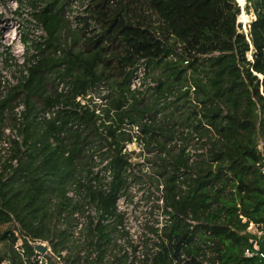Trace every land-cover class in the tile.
I'll return each mask as SVG.
<instances>
[{
    "label": "trees",
    "instance_id": "trees-1",
    "mask_svg": "<svg viewBox=\"0 0 264 264\" xmlns=\"http://www.w3.org/2000/svg\"><path fill=\"white\" fill-rule=\"evenodd\" d=\"M245 1L256 15L248 33L238 22ZM70 10L71 0L45 1L33 15L46 35L32 42L36 53L27 57L16 83L0 85V141L11 142L7 157L0 150V264L8 250L13 264H27L21 248L26 255L33 249L22 235L52 238L55 250L65 247L71 235L62 227L70 221L64 214L83 210L85 203L68 195L71 188L105 214L115 213L132 155L123 152L133 140L127 125L147 113L153 121L141 123L138 140L154 144L149 153L157 150L160 158L157 181L164 178L165 203L174 212L163 229L162 250L143 264H264V258L244 254L253 236L249 223L264 231V0H92L89 16L79 17L82 28L71 25ZM90 19L101 27L91 37L85 31ZM141 58L151 76L152 66L162 71L153 76L158 86L149 100L129 86ZM102 80L112 88L109 104L101 114L78 111L77 98ZM61 84L68 88L59 90ZM61 103L70 108L39 118ZM176 125L191 129L190 135ZM8 127L21 141L6 134ZM176 137L184 146L168 148ZM103 140L116 145L109 191L92 185L94 146ZM188 144L195 148L193 161ZM108 228L97 226L107 243ZM259 242L264 250V232Z\"/></svg>",
    "mask_w": 264,
    "mask_h": 264
},
{
    "label": "built area",
    "instance_id": "built-area-1",
    "mask_svg": "<svg viewBox=\"0 0 264 264\" xmlns=\"http://www.w3.org/2000/svg\"><path fill=\"white\" fill-rule=\"evenodd\" d=\"M13 1L16 3V7H14L15 9L19 6H27L31 11L32 21L34 20L38 28H40V30L36 32V35L33 36V39H31L30 44L29 41L25 42L28 47H32L31 45L33 41H39L46 35L43 25L39 23L33 15L39 11L46 0ZM33 1H35V5H33ZM77 1L78 0H71V10L68 12L67 17L73 27L82 28L84 23L79 20V17L89 16L86 10L92 0H84L85 5L80 11L74 9L75 2ZM88 25L89 27L85 30L87 36L91 37L92 35H96L101 32V27L96 20L90 19ZM17 27L18 25L12 30L10 29L11 31L9 30L10 35L8 38L18 41L19 44L22 45L21 48L18 47V50H20L21 53L24 52V44L21 39L17 38ZM179 51H181V49H179ZM34 53H36V51L33 48L32 54ZM213 54H217V52ZM185 63H188V58ZM10 84L11 83H8V85ZM129 86L130 90L135 92L138 96L150 95L156 90L158 82L150 75L148 60L146 58H141L133 66ZM64 87L68 88L64 84H61L59 90H62ZM111 93L112 88L109 83L105 80L99 81L88 90L86 95L79 96L77 98V101L81 106H79L77 110L81 111L82 107L84 109L90 108L91 110H95L97 114H101L102 108L109 104ZM64 108H70V105L66 107L63 103L56 105L51 110L41 113L39 118L51 119L56 115L57 111ZM23 109V104H20L16 108L18 117L21 116ZM152 117V113H147L140 123L127 125L128 131L133 135V140L126 143L123 148V152L132 153V155L130 160L131 162L126 167L128 173L127 185L116 198L115 213L112 215L105 214L96 201H92L89 197L84 200V192L78 194L74 188H71L68 192L70 197L74 198L76 201H80L81 203L85 201L83 210H77L73 212V214H64L67 218L69 217L70 221L64 222L62 227L69 231L71 240L66 243L64 248L55 250L52 238L49 240L30 239L29 237L22 235V237L28 241L33 249L32 254L26 255L25 250L21 248V252L23 257L26 259L27 264H120L121 260L122 264H143L152 262L154 256L162 250L163 241L166 239L163 234V229L166 225L171 223L172 213L174 212L172 207L167 206L165 203L163 182L157 183V191H154L159 192L158 196L154 193L151 194V196H148L149 194L145 188H141L143 192L139 193V200L138 198H132L130 196V193L134 190L132 188L133 183H138V181L143 182L147 177L150 179V175H153V161L150 162L147 160L148 156L145 153V143L138 140L141 123H152ZM158 117H160V113L158 114ZM181 130L185 136L190 135L191 133V129L181 128ZM5 132L7 135H11L13 138L21 141V136L10 127L6 128ZM191 135L195 137V140H197V133L193 132ZM134 143H136L140 151H137L136 148L132 149L131 145ZM99 144H101V148H99ZM171 144L176 145L178 150L184 146L183 140L178 137L171 141ZM10 146L11 142L9 138H5L0 141V150L3 157H7L9 155ZM115 147V144L110 145L104 140L94 146L92 155L94 164L91 168L94 177L92 179V185L94 188L99 187L105 191H109L113 181L110 161L112 160V154L114 153ZM185 149L186 152L192 156L191 161H193V153L195 152L194 145L188 144ZM259 153V170L264 176L263 140L259 141ZM133 157L134 159L136 157H139L140 159L144 157L143 164L141 163L142 161H139V163L133 161ZM13 164H17L16 159L13 160ZM139 165H144V168L141 169ZM183 171L184 168H181V172ZM142 184L143 186L140 185L141 187H151L153 190L152 185L148 186V183L144 182ZM181 186L184 189L188 188L185 182H182ZM144 194H147L146 197L150 200H146L145 202L142 201L143 204H146L147 206L140 209L143 210L141 211L143 213L142 217L133 222V217H131L133 214V208L139 203L140 199L145 196ZM153 196L154 199L151 198ZM188 221L192 224L195 223V221L190 218ZM244 221H246V219H244ZM14 223L17 227V231L19 232V224L15 219ZM98 225L109 226L107 232L109 233L110 241L108 243L106 238L102 240L100 239V233L97 230ZM89 227L92 229L93 238L89 236ZM134 227H137L138 230ZM247 230L253 236L250 238V245L245 248V256L247 258H253L256 256L264 258V250L261 249L259 242L264 232L262 225L250 222ZM91 239H93V244H91ZM56 241L57 240H55V242ZM37 244L45 246V251L38 250L36 248ZM105 248H107L106 253L102 256V252ZM2 250L3 245L0 244V252H2ZM1 264H13L9 250L5 255H3Z\"/></svg>",
    "mask_w": 264,
    "mask_h": 264
},
{
    "label": "rangeland",
    "instance_id": "rangeland-1",
    "mask_svg": "<svg viewBox=\"0 0 264 264\" xmlns=\"http://www.w3.org/2000/svg\"><path fill=\"white\" fill-rule=\"evenodd\" d=\"M84 5H85L84 0H78L77 2H75L74 9L77 11H80L81 9H83ZM240 5H241L242 13L247 14L248 22L247 21L240 22L239 17H238V22L242 24L245 33H248L250 24L256 18V15L252 10L249 11V9H247V6H248L247 1H245L243 4H240ZM14 7H16V3L13 0H0V85L2 87H6L8 83H11V84L15 83V81L20 77L19 71L22 69L27 57L33 53V48L30 46L28 47L27 43L23 42L24 37H27V41H29V44H30L31 39H33V36L36 35V32L40 30V28H38L34 20L32 21L31 11L27 6H19L16 9ZM17 25H18L17 38L21 39L22 43L24 44V52H21V53H20V50H18V47L21 48L22 45H20L18 41L8 38V36L10 35L9 34L10 31ZM173 57L175 58L176 56H171V58ZM151 73L153 76L159 77V75L162 74V71H161V68L152 66ZM150 97H151L150 95H147L146 99L149 100ZM191 97L192 96L190 95V98ZM179 114H180V111L176 112L177 116ZM169 120L175 121L174 119H169ZM176 128L179 129L180 133L182 134L181 127H178V125H176ZM2 146H3V143H2ZM153 146L154 144L152 145L145 144L146 155L151 159H155V161L152 162L153 163L152 167H154L153 175H150V179L149 177H147L146 180L143 181L144 183H148V186L152 185L153 190L151 187H148V188L141 187L143 186L142 184L143 182L138 181V183L132 184V188L134 189L133 192L130 193V196L132 198H138L139 200V193L143 192L141 188L146 189L147 193L149 194L148 196H151V194L153 193L156 196L159 195V192H154V191H157L156 190L158 186L157 183H159L157 181L158 178L155 174L156 173L155 169H158V170L160 169V165H159L160 158H156V156L158 155L157 150L151 151V156H150L149 149L150 148L152 149ZM131 147L132 149L136 148L137 151H140L136 143L132 144ZM168 148H173L175 150H178L177 149L178 147L176 145H172L171 142L169 143ZM193 158H195L194 155H193ZM132 160L138 163L139 161H142L141 163L143 164L144 157H142V159H140L139 157H136L134 159L133 157ZM139 166L141 169L144 168V165H139ZM163 179L164 178L161 177L160 182H163L164 181ZM144 195L145 196L142 199H140L139 203L133 208V214L131 215V217H133V222H135L138 218L142 217L143 213L141 211L143 210H140V209L142 207L145 208V206H147L146 204H143V202H145L146 200H150L146 197L147 194H144ZM151 198L154 199V196ZM134 228L138 230L137 227H134Z\"/></svg>",
    "mask_w": 264,
    "mask_h": 264
},
{
    "label": "bare ground",
    "instance_id": "bare-ground-1",
    "mask_svg": "<svg viewBox=\"0 0 264 264\" xmlns=\"http://www.w3.org/2000/svg\"><path fill=\"white\" fill-rule=\"evenodd\" d=\"M239 20L240 22H248L247 20V14L246 13H242L240 16H239ZM247 24V23H246ZM12 42V41H11Z\"/></svg>",
    "mask_w": 264,
    "mask_h": 264
},
{
    "label": "water",
    "instance_id": "water-1",
    "mask_svg": "<svg viewBox=\"0 0 264 264\" xmlns=\"http://www.w3.org/2000/svg\"><path fill=\"white\" fill-rule=\"evenodd\" d=\"M36 248L38 249V250H40V251H45V246H43V245H39V244H37L36 245Z\"/></svg>",
    "mask_w": 264,
    "mask_h": 264
}]
</instances>
